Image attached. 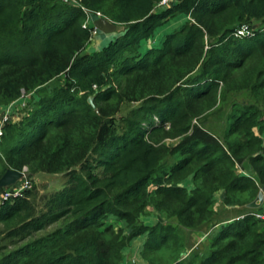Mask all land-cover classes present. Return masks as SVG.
Segmentation results:
<instances>
[{"label":"trees","instance_id":"trees-1","mask_svg":"<svg viewBox=\"0 0 264 264\" xmlns=\"http://www.w3.org/2000/svg\"><path fill=\"white\" fill-rule=\"evenodd\" d=\"M161 1L0 0V107L40 93L3 127L0 177L28 166L68 179L46 213L23 196L0 205V227L31 237L0 264H122L145 233L149 264H264V219L248 208L264 186V0ZM85 9L125 29L86 52ZM178 12L194 22L143 48ZM242 92L251 102H232L223 138L196 124ZM125 103L137 106L124 115ZM218 194L247 212L189 260L184 234L215 221ZM149 209L159 219L146 225Z\"/></svg>","mask_w":264,"mask_h":264},{"label":"rangeland","instance_id":"rangeland-1","mask_svg":"<svg viewBox=\"0 0 264 264\" xmlns=\"http://www.w3.org/2000/svg\"><path fill=\"white\" fill-rule=\"evenodd\" d=\"M175 1L178 2L179 0H171L170 4H168L167 6H163V7H171L175 4L174 3ZM169 20L170 21L168 24L172 25L174 28H176V30L179 29L177 27L183 26L187 22H191V21L194 22V19L190 15L179 13V12L176 13L174 16H171ZM180 22H182L181 25L179 24ZM102 34L106 35L107 33L98 31L97 34L93 36L92 41L86 48V52H94V51H97V49H99L100 47H102L101 45L98 46V43H97V39L101 38ZM154 41H155L154 39L150 41L151 44H149L148 46H151L152 42ZM64 83H65V75H62L59 78H57L55 82L49 85L47 91L48 92L52 91L55 87L63 85ZM39 98H40V93L38 92H35L34 96H31L30 94H23L20 100L14 103L2 105L0 107V123L1 121L3 122L5 120H7L5 125L7 123L20 122L22 118L33 108V103L37 101ZM234 100H238L242 102L244 101L251 102V97L248 92H242L240 94H235V95L232 93L228 99V105L225 108L221 110L212 111L207 116L202 118L200 121H196V124H198V126H202L203 128H205V130H208L210 133L214 134V136L223 138L225 130L227 128V117L231 111L232 102ZM136 106L137 104L125 103L122 109V113L124 115H128L130 111L134 109ZM174 142H178V140H175ZM26 171H27L26 177L29 178L28 180H31L32 187L26 188L20 193V195L8 197L6 200L3 199L4 193L6 191H12L16 187V184L18 182L23 183L24 179L21 178L14 184H11L5 187H0V205L3 204L5 201H9V200L12 201L19 196H23V197H26L27 201L30 203V210L34 211L37 215H40L41 213H46L49 208L48 207L49 198L51 197V194L62 189L68 182V179L66 175L64 174L50 175V174L43 173V172L32 173L29 168ZM238 172L241 174H244V173L250 174L248 164L244 163V164L239 165ZM187 185L190 188L192 187V183L190 180L187 181ZM26 191L30 192L29 195L25 194ZM215 210L217 212L216 219L206 229L201 230V232H195V231L185 232L184 236L187 241L186 246H187V249H189L188 253L191 254V256L189 257V260L194 259L192 258V256L194 255L199 256L200 253L210 248V245H211L210 241L213 239V237L217 233L218 228L221 226L220 223H222V221H226V220L233 221L237 217L239 218L240 216H242L243 214L247 212L246 207H242V206L241 207L240 206L239 207H228L224 205L222 200H220V194H218V200L215 204ZM149 211L145 217L149 219L151 215H154L155 216L154 223L158 222V219H159L158 214L153 210L149 209ZM54 226L55 225L49 227L48 230H51L52 228H54ZM45 233L46 231L43 230V231L37 232L34 235L35 237H37V236L44 235ZM9 234L10 233L7 232V229L0 227V256L6 252L19 248L20 246L25 244V242H27L28 240H31L30 239L31 237L23 239L22 236L11 237ZM141 236L144 238H147L146 234H143ZM184 256H186V254H184ZM198 262H199V257H198Z\"/></svg>","mask_w":264,"mask_h":264},{"label":"crops","instance_id":"crops-1","mask_svg":"<svg viewBox=\"0 0 264 264\" xmlns=\"http://www.w3.org/2000/svg\"><path fill=\"white\" fill-rule=\"evenodd\" d=\"M169 21L170 20H168L165 24H163L162 26L157 28L153 38L151 40H149L148 42H146L143 45V48L162 45L165 36L176 30V28H174L172 25L168 24ZM181 23L182 22H180L179 24L181 25ZM180 27L181 26H179L177 28H180ZM114 33H116V32H114ZM114 33H107L106 35L102 34L101 38H98V39L96 38L98 46L101 45L102 47H104L105 45H107L115 37L116 34H114ZM153 39L155 41L152 42L151 46H148L149 44H151L150 41H152ZM102 47H100L99 49H101ZM99 49H97V50H99ZM154 217H155L154 215H151L149 217V219H147L146 217H143V221L146 225L154 224ZM201 236H202V234H201ZM146 240H147V238H144L142 236H139L136 239H134L131 242V245L124 251L125 258H124L122 264H149L148 261H146L143 258L142 253H141L142 249H143V245H144Z\"/></svg>","mask_w":264,"mask_h":264},{"label":"built area","instance_id":"built-area-1","mask_svg":"<svg viewBox=\"0 0 264 264\" xmlns=\"http://www.w3.org/2000/svg\"><path fill=\"white\" fill-rule=\"evenodd\" d=\"M171 0H162L160 3H159V7H163V6H167L168 4H170ZM85 12H86V21L84 23V26L85 27H89V26H93L92 28V39H93V36L95 34H97V32L99 31L95 26H94V22L97 18H100V17H104L102 15L101 12H91L90 10L88 9H85ZM250 33V29L248 27V25H243L241 28L238 29L237 31V35H249ZM7 122V120L5 121H1L0 123V139H1V136H2V133H3V126L5 125V123ZM29 167L28 166H25L23 168V170H21V172L24 173V176L22 177L24 179L23 183L21 182H18L16 184V187L12 190V191H6L4 193V196H3V199H7L8 197H11V196H18L20 195V193L25 190L26 188H30L32 187V182L31 180H28L29 178H27L26 176V170L28 169ZM261 189V188H260ZM263 197H264V189H263ZM264 199V198H263ZM264 201V200H263ZM252 215H254L256 218H261V219H264V202L262 203V205L256 209L254 212H252Z\"/></svg>","mask_w":264,"mask_h":264},{"label":"water","instance_id":"water-1","mask_svg":"<svg viewBox=\"0 0 264 264\" xmlns=\"http://www.w3.org/2000/svg\"><path fill=\"white\" fill-rule=\"evenodd\" d=\"M94 26L99 31L104 32V33H114V32L119 33L125 29L123 25L114 23L106 17L97 18L94 22ZM255 27L256 25L254 26V28ZM89 102L95 108L94 96H91L89 98ZM23 176H24V173L21 172L20 170H15V169L10 168L0 177V187H5L8 185L14 184L19 179H21ZM263 189H264V186L261 187L255 199L252 200L250 203H248V208L257 209L261 206L263 202Z\"/></svg>","mask_w":264,"mask_h":264}]
</instances>
